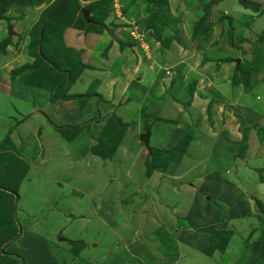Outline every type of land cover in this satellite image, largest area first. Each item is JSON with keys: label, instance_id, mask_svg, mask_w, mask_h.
Segmentation results:
<instances>
[{"label": "crops", "instance_id": "obj_1", "mask_svg": "<svg viewBox=\"0 0 264 264\" xmlns=\"http://www.w3.org/2000/svg\"><path fill=\"white\" fill-rule=\"evenodd\" d=\"M7 1L0 0L5 3L0 41L9 40L0 52V98H12L14 104L12 113L0 114L17 119L16 130L6 136L12 142L10 151L23 152L15 154L27 165L30 181L38 175L54 184L53 196L67 199L65 188L82 197L96 188L93 194L98 195L97 201L90 197L89 204L83 198L73 202L70 212L63 198L60 204L53 198L51 206L64 215L59 224L72 223V214L79 213L69 234L51 238L17 221L9 253L23 264H76L86 247L98 246L79 232L92 215L99 225L131 232L125 233L127 248L109 259L110 264H143L144 256L155 259V238L147 240L142 233L156 235L158 230L177 245L171 260L164 252L166 264H263L258 233L250 243L240 241L236 257L230 255L237 232L245 231V225L256 228L250 217L259 194L253 190L255 196L247 197L241 189L253 181L247 178L251 174L257 184L264 183L255 172L261 170L264 179V168L258 167L263 144L255 141V126L264 118V71L258 67L264 43L255 41L264 29V14L244 8L238 0H218L210 7L209 27L195 31L199 12L213 0H163L177 38L155 40L157 30H148L152 41L142 48L125 40L127 32L118 27L122 21L144 20L137 12L139 3L115 21L110 17L112 26L103 18L85 22L94 24L87 27L74 19L75 25L65 28L56 45L44 41L45 53L58 51L55 62L65 74L64 85L54 89L50 79L51 87L42 89L26 84L29 71L24 67L32 66L39 53L41 29H33L56 0ZM79 4L88 9L86 1ZM44 73L35 72V84L43 83ZM145 130L150 132L148 147L141 141ZM244 134L241 159L251 166L253 160L256 169L245 170L240 162L236 172L242 177L237 180L233 171L239 159L234 157ZM183 139L188 141L184 154L169 158L167 152ZM205 143L209 145L202 152ZM153 150L165 152L157 161L164 168L147 174ZM231 159L228 179L224 169ZM23 214L30 215L25 209ZM216 231L231 233L227 253L205 252L210 233Z\"/></svg>", "mask_w": 264, "mask_h": 264}, {"label": "rangeland", "instance_id": "obj_2", "mask_svg": "<svg viewBox=\"0 0 264 264\" xmlns=\"http://www.w3.org/2000/svg\"><path fill=\"white\" fill-rule=\"evenodd\" d=\"M13 0H8L7 3L11 4ZM63 1V0H62ZM79 2V0H77ZM80 1H86V7L87 6H91L94 5L95 0H80ZM99 1L101 4V8L100 10H102V12L100 11L96 16H98V22L101 21L100 18H103L105 21H109L107 22L109 26H112L113 24H115V22H110V21H115L114 19H118L119 16L123 15L125 12V10H130V8H132L133 5H136L137 3H139V10H137L138 15H144V20H139L138 22L133 20L134 22H127V21H122V25L120 26L118 24V27L121 28L122 31L127 32L126 34V39L128 38L137 43V45L140 46V48H142V44H148L147 41H152V39L147 36V32L148 30H152L154 29L157 30L155 31V40H160L163 39V41L166 39V36H169L171 38H177V30L174 28L175 25L171 23V21H168L169 19H167V17H165V8H164V4H161L162 0H155V1H159L158 5H155L154 7H151V10L148 12L146 11V0H97ZM148 1V0H147ZM251 1H256V0H251ZM260 3L262 2V0H257ZM66 2L68 3V0H66ZM103 2V4H102ZM66 3V4H67ZM69 4V3H68ZM209 4V3H208ZM207 4V5H208ZM5 5L4 2L0 3V9ZM61 3L59 4L58 7H60ZM166 5V4H165ZM202 9L201 13L199 12V16L200 19L199 21L195 24L194 26V30H204L209 27L208 21L210 22V17L208 16L206 18L205 21V13H206V6ZM148 6V5H147ZM211 7V6H210ZM210 7L208 8V13L210 15ZM63 8V6H62ZM71 7H68L67 10H70ZM55 10V4H53L51 6V8H49V11H53ZM1 11V10H0ZM47 11V10H46ZM100 13H104V16H101ZM44 14V13H43ZM42 14V17L44 16ZM264 14V13H261ZM41 17V19H42ZM48 17V16H47ZM111 17L112 20H109V18ZM114 18V19H113ZM199 18V17H198ZM48 20H50L51 18H47ZM208 19V20H207ZM41 21V20H40ZM232 21V20H231ZM102 22V21H101ZM207 22V24H206ZM201 23L198 27V24ZM223 24H228L226 21H223ZM264 28V27H263ZM193 30V31H194ZM195 30V31H196ZM115 31V30H113ZM121 31V32H122ZM264 31V29H260V34ZM57 32V31H55ZM123 33V32H122ZM259 34V35H260ZM165 35V36H163ZM258 35V37H259ZM257 37V36H256ZM257 38H255V41L257 42ZM122 38V37H121ZM6 40V39H4ZM2 40V41H4ZM175 40V39H174ZM0 41V52H2V47L3 44H1ZM144 48V47H143ZM58 52V51H57ZM68 59V56L64 57V63L66 62V60ZM258 67L260 68V70L263 72L264 71V57L261 58V61L258 64ZM14 104V102H12V98H0V111H3L4 114L7 116L8 113H12L13 109H12V105ZM10 118V117H9ZM7 117H5L4 115L0 114V142H2V140L8 135L9 131H15V123L17 121H15V119H9ZM260 124H256L255 128L257 130V134L255 137V141L257 140V143L263 144L262 146V151H264V118L262 119V121H259ZM261 128L262 130L260 131L259 128ZM246 134H244L242 136V139L246 140ZM244 141L241 140L240 144L243 143ZM209 144L205 143L204 146L202 147V152L207 151V146ZM246 147V141L243 144ZM243 146V147H244ZM241 148V151L237 152V154H235V159H239L237 160L234 165V169L235 171H233V176L237 179L240 180L239 177H242L240 175H238L236 172V167H238L240 165V162H243L244 164V169L245 170H253L256 169L254 166V162L253 160H251L250 162L253 163V166H251V164L248 161H243L244 159L242 158V152H245L246 148ZM240 149V147H239ZM27 152L29 150H26ZM32 151V150H30ZM36 151V150H34ZM15 152L17 154L20 155L21 152L20 150H14V152L12 153V156L10 153H8L4 158H7L6 160H10L12 161V159H17L20 160V157H18ZM257 152V151H254ZM26 153V152H25ZM250 156V155H248ZM5 160V161H6ZM259 161L261 162V164H259V168H264V157L262 159H259ZM18 162L15 161L12 164H17ZM2 165V163H1ZM233 166V160L231 159L229 162H227L226 168L224 169V171L226 170V174L227 177L229 179V175L228 173L230 172V169ZM25 169H26V165H24ZM25 169L23 172V178H22V184L20 186L19 189V195L20 198L18 199V201L15 204V207L13 208V218H15V221L17 223V221H20L21 225H29L32 226L34 229L38 230V233L40 235H44L46 236V234L49 233V237H54L57 234L60 235H64V234H69L70 232H73L75 230V224L77 223V216L79 215V213L76 214H72V216L74 217V221L72 223H68L66 220L64 222H62L61 224H59L61 222V220L63 219V214H61V212L55 211L53 209V207L51 206V201L53 200L54 197H56V200L53 201V203L58 202L59 204L62 201V198L65 200L66 206L64 207L65 209H67L68 212H70L71 208H72V204L73 202L79 200L80 198H83V201L85 204H89L90 202V197L94 200L97 201L98 200V195H94L93 192L94 190H97L96 188L94 190H92L90 193V195L88 194V189L86 190V196L82 197V195L78 194V192L72 191L70 188H65L66 192H68V198L66 199L65 197H57V196H53L51 194V189L53 188L54 184L53 183H47L44 181L43 178L40 177H34V179H32L30 181V174L29 177H25ZM71 171V170H68ZM222 172V171H221ZM258 174V177L260 180L262 179L261 176V170H257L255 171ZM9 173H7L6 175H1V179H5L6 176H8L9 178H12V174L8 175ZM233 177V178H234ZM106 178V177H105ZM249 180L253 179V181H249L248 184H244V187L241 189L244 194L248 197V196H255L253 193V190H256L258 192V202H262V206L264 207L263 203H264V183L262 185L257 184V180L254 179V177L251 174V177H247ZM7 179V178H6ZM9 180V179H8ZM245 180V179H244ZM243 183V182H241ZM240 183V184H241ZM94 186V185H93ZM108 201V200H107ZM252 208H254V213L252 214V216L250 217L252 222L255 223L256 228H251V226L245 225V231H241L239 230L236 236V239L234 240V244L232 246V251H231V255L230 256H235L239 253V250L241 248V244L240 241L243 242L247 241V242H251L252 241V236L254 234V236L257 235L259 236V232H257L258 228V224L260 227V224H264V213H262V210L260 207H258V205L256 204V200L253 199L252 201ZM24 209L30 213V215H26L23 214ZM111 214V213H110ZM113 216V215H112ZM258 217L261 218V222L258 219ZM111 217H109L110 219ZM70 219H72L70 217ZM89 219V224H87L85 226L84 229H80L79 232L82 233L83 238H87L88 240H90L93 244H98L97 247H92L91 245L90 247H86L87 249L84 250V253H82V256L80 258H78V261L76 264H88L89 261H99L100 264H110L111 262H109V259H115L116 256H118L120 254V251L123 249L125 250L127 247H125V238L126 235L125 233L131 234V232L127 231L125 228H121L120 230L118 229H114L115 225L111 224L110 227L107 226H103V225H99L96 220L93 218L92 215L88 216ZM97 219V218H96ZM107 221V220H106ZM40 222H44L42 225L44 226H38V223ZM188 222V221H187ZM184 224V223H183ZM188 224L190 225V222H188ZM187 225V224H186ZM48 226V228H47ZM51 226V228H50ZM134 225L130 226V230H134ZM17 227V228H16ZM15 227V229L19 230L18 227V223L17 226ZM21 227V226H20ZM136 231V230H135ZM134 231V232H135ZM164 230H158L159 233H162ZM165 232V231H164ZM38 235V234H37ZM72 234H70L69 236H71ZM143 237H147V240H150V238H155V243H156V247H155V259L153 256H144L143 258H141L142 263L143 264H166L165 262H162L163 256H164V252H166V256L165 258L167 260H171V256H170V251L171 249L174 247L172 244H174V242H168L167 244L164 245L163 241L161 240V238L158 240V238L156 237V235H152L151 233H142ZM59 238H63V237H59ZM58 238V239H59ZM83 238L79 237L78 240H83ZM13 238L9 239L8 241L4 242L3 244V250L5 252H11V247H13V242H10ZM161 240V241H160ZM251 240V241H249ZM258 240V238H257ZM175 241V240H174ZM254 242V241H253ZM13 243V244H12ZM172 243V244H171ZM218 243V242H217ZM248 243V244H249ZM258 243V241H256V244ZM227 245V244H226ZM225 245V246H226ZM78 246V245H77ZM77 246H73V248H76ZM224 247V249H220L218 247V249H214L211 251V254H213L214 252H216L215 250H218L219 252H223V253H227L226 250L227 248ZM222 247V246H221ZM75 254H79V252L74 251ZM13 255V254H11ZM65 255V254H64ZM10 256V255H9ZM14 258H16V255H13ZM236 257V256H235ZM160 258V259H159ZM108 259V260H106ZM152 260V261H151ZM202 264H206L205 262Z\"/></svg>", "mask_w": 264, "mask_h": 264}, {"label": "trees", "instance_id": "obj_3", "mask_svg": "<svg viewBox=\"0 0 264 264\" xmlns=\"http://www.w3.org/2000/svg\"><path fill=\"white\" fill-rule=\"evenodd\" d=\"M217 1L218 0H213L206 6L205 21L209 15L208 8L211 5L215 4ZM238 1H239V4L243 6L244 8H249L257 13H264V0H262L261 3L257 0L256 1L238 0ZM37 2H39V0H37ZM60 3L61 5L60 7H58ZM66 3H67L66 0H63V1L56 0L53 3L55 4V10L49 11V8H51L49 7L47 11L43 14L44 16L42 17L40 23L37 25L35 29H33V31L37 29L38 31H40L41 29V37L39 38L40 39L39 53L37 52L35 55L36 57L35 63H33V65L30 67H24V69L29 71V75L26 80V84L28 85L32 84L38 88L49 89L51 85L50 84L48 85L47 81L51 79L54 89H60L61 87H63L64 85L63 81L65 78V74L59 71L62 69L59 66V64L55 62V58H57L56 57L57 52L49 54V52L46 51L47 53H45L44 49L46 48H45L44 41L50 40L51 46L56 45L58 36H61L65 28L74 26L77 21L82 23L85 27L94 26V24L87 25L85 23V20L80 14L81 6L77 0H68L69 4L68 3L66 4ZM145 3H146V11L149 12L151 10V7H154L155 5L159 4V1H155V0L147 1L146 0ZM100 4L101 3L99 1L95 0V3L94 5H92V7L87 6V8L92 11V21L96 23L98 22V16L96 15L100 11L102 12V10H100L102 9ZM161 4H163V0ZM68 7H71V9L69 8L70 10H67ZM100 14L101 16H104V13H100ZM49 17L51 18L50 20L47 19ZM0 19H2V13H0ZM74 19H77V21H74ZM200 24L201 23L198 24V27ZM8 29L9 30L12 29L10 24L8 25ZM50 33H54V34L50 36L49 35ZM8 42H9L8 39L1 42V44H3L2 52L5 51V48ZM257 42L264 43V31L259 35ZM37 43H38V39L36 42V46H37ZM81 67L78 66L77 67L78 70ZM38 70H39V73L45 70V73L43 74V77H45V79L43 83L35 84L34 83L36 79L35 72ZM67 73L71 74V71H67ZM259 130L261 131L262 129L259 128ZM242 141L244 142L240 144L239 152L241 151V148L245 147L243 145L246 141L245 137L244 139H242ZM11 143L12 142L9 137H6L4 141L0 142V179H1V175L4 176L7 173H9L8 175L10 174L13 175L12 178H9L8 176H6L7 179L5 178V179L0 180V264H23V260L22 261L17 260L16 259L17 257L14 258L13 255L3 250L4 242L8 241L11 238H14V237L16 238L17 230L15 229V227L17 226V223L15 221L16 216L15 218H13L14 216L13 208L15 207V204L19 199V189L22 184L23 172L25 169L24 165H26L24 161L22 162V160L20 161V160H17L16 158L12 159V161L10 160L7 161L6 160L7 158H4L8 153H10L12 156V153L14 152V151H10ZM187 144H188L187 139H183L177 146H175L174 149L167 152V154L169 155V158H173L175 154H178V155L184 154L185 147ZM95 149L96 148L94 147L92 152H94ZM163 152L157 151V150L152 151L151 159H148V161L146 162L147 174H150L153 170H162L164 168V166H162L161 168L157 166V161L160 157L159 155ZM15 161H17L18 163L15 165L12 164ZM26 169H27V165H26ZM26 169H25V173H26ZM256 204L258 205V207L261 208L262 213H264V208L262 207L261 203L256 200ZM258 219L261 222V218L258 217ZM180 221L181 220L179 219L178 223H180ZM155 233H156V236L159 237V239L161 238L164 245L171 241L172 243L174 242V244L171 243L174 247L170 251V256L171 258H173L177 252L176 250L177 245L174 239L170 237L164 231L162 233H159L158 231H156ZM230 236H231V233L229 231L211 232L210 241H209L208 246L205 248V252L210 254L212 250L218 249V247L220 249H224L223 246H225L228 243ZM257 241L260 245L259 258L264 264V224L263 223L260 224L259 236H258ZM79 245L83 246L84 244L80 242Z\"/></svg>", "mask_w": 264, "mask_h": 264}, {"label": "water", "instance_id": "obj_4", "mask_svg": "<svg viewBox=\"0 0 264 264\" xmlns=\"http://www.w3.org/2000/svg\"><path fill=\"white\" fill-rule=\"evenodd\" d=\"M90 13H91L90 10L85 8H82L80 10V14L82 15L86 23H93L92 20L90 19ZM236 63H239V61L237 60ZM149 137H150V132L148 130H145V133L141 137V141L142 143H144L146 147H148Z\"/></svg>", "mask_w": 264, "mask_h": 264}]
</instances>
